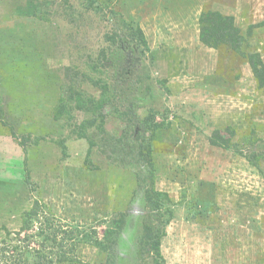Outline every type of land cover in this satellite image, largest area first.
<instances>
[{
  "label": "rangeland",
  "instance_id": "rangeland-1",
  "mask_svg": "<svg viewBox=\"0 0 264 264\" xmlns=\"http://www.w3.org/2000/svg\"><path fill=\"white\" fill-rule=\"evenodd\" d=\"M204 10L233 15L244 34L259 24L243 49L264 60V0H0V228L19 230L38 201L37 227L103 236L133 206L120 244L123 261L133 260L144 206L131 201L138 167L108 160L97 143L99 128L119 136L125 123L111 105L68 106L55 118L70 85L98 96L86 75H110L93 65L125 19L150 47L143 61L154 98L138 85L139 111L153 108L166 122L153 140L156 186L176 204L161 246L166 264H264V88L247 58L201 41ZM88 119L94 126L79 138ZM216 129L226 146L210 142ZM253 151L257 166L245 156ZM75 252L82 264H105L90 243Z\"/></svg>",
  "mask_w": 264,
  "mask_h": 264
},
{
  "label": "trees",
  "instance_id": "trees-1",
  "mask_svg": "<svg viewBox=\"0 0 264 264\" xmlns=\"http://www.w3.org/2000/svg\"><path fill=\"white\" fill-rule=\"evenodd\" d=\"M199 23L201 41L215 49L229 46L237 54L247 58L258 87L264 88V60L261 53L243 49L252 35L253 28L259 24H250L247 33L244 34L241 27L235 23L233 15L217 10H204L200 15ZM106 40L110 45L100 51L99 62L93 65V70L102 69L110 75L106 78L86 75L91 84L99 89L98 96L70 85L68 97L59 99L55 118L59 119L70 112L68 106L83 111H96L111 105L125 123L119 136L105 128H99L97 143L108 160L138 167L137 187L131 201H141L144 208L142 207L143 214L138 220L139 227L134 237L135 256L132 252L130 258L133 260L125 263L120 249L122 235L127 227L130 228L133 224L131 217L133 206L130 210L121 211L113 217L109 222L110 231L99 236L97 229L72 230L67 234L68 231L63 225L53 230L52 227L46 229L43 222H40V226L37 227L43 211L36 201L32 209L23 213L19 230L11 231L4 225L0 228V235L2 232L5 233L4 236H0V264H82L83 261L75 252L76 246L80 243H90L102 251L106 255L105 264H147V262L166 264L161 246L166 235V226L174 218L176 204L167 191L159 190L156 186L157 167L153 147L156 132L165 128L166 122L162 118L157 119L158 113L153 108L147 114L140 113L141 99L136 96L138 85L144 83L146 95L149 97L147 99L154 98L155 90L148 81L150 75L143 61L150 47L142 27L134 26L125 19H121L119 25L106 34ZM5 114V107L0 98V121H3ZM93 126V120H85L79 127L78 137L88 138L87 129ZM222 136L220 129H216L210 142L213 145L226 146ZM65 148L63 145L64 151ZM245 156L253 165H259L260 155L257 151ZM59 231H62L61 234L64 236H60ZM70 242L72 247L69 245Z\"/></svg>",
  "mask_w": 264,
  "mask_h": 264
}]
</instances>
